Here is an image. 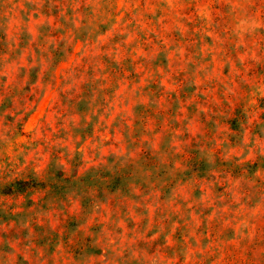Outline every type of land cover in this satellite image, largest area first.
Wrapping results in <instances>:
<instances>
[{"label": "rangeland", "instance_id": "1", "mask_svg": "<svg viewBox=\"0 0 264 264\" xmlns=\"http://www.w3.org/2000/svg\"><path fill=\"white\" fill-rule=\"evenodd\" d=\"M0 264H264V0H0Z\"/></svg>", "mask_w": 264, "mask_h": 264}]
</instances>
